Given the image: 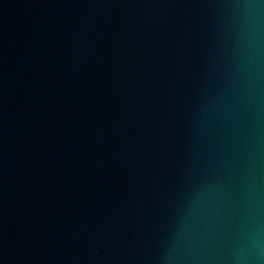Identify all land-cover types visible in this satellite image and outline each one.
I'll return each instance as SVG.
<instances>
[{
	"label": "water",
	"instance_id": "95a60500",
	"mask_svg": "<svg viewBox=\"0 0 264 264\" xmlns=\"http://www.w3.org/2000/svg\"><path fill=\"white\" fill-rule=\"evenodd\" d=\"M0 264H264V0H0Z\"/></svg>",
	"mask_w": 264,
	"mask_h": 264
}]
</instances>
